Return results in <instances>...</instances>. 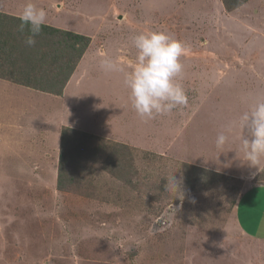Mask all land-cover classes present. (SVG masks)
I'll use <instances>...</instances> for the list:
<instances>
[{
	"label": "rangeland",
	"instance_id": "374dc122",
	"mask_svg": "<svg viewBox=\"0 0 264 264\" xmlns=\"http://www.w3.org/2000/svg\"><path fill=\"white\" fill-rule=\"evenodd\" d=\"M28 2L46 11L47 22L84 31L93 45L67 100L56 97L52 113L43 109L36 133L31 114L52 100L44 92L23 89L24 106L9 116L0 111V264H264V241L243 222L264 214V185L255 186L264 184V163L261 172L248 167L239 129L226 132L222 154L215 145L219 132L264 98V17L228 11L222 0H0V7L18 16ZM5 22L3 31L18 30ZM152 31L185 45L188 103L145 122L130 106L123 74L102 71L98 53L109 50L128 70L133 37ZM36 45L56 55L51 44ZM95 110L103 115L92 117ZM71 123L110 142H136L122 149L133 166L114 176L96 157L85 181L58 189V129ZM185 163L235 178L202 181L205 172ZM173 174L183 177L182 194L165 191Z\"/></svg>",
	"mask_w": 264,
	"mask_h": 264
},
{
	"label": "clouds",
	"instance_id": "9594fccd",
	"mask_svg": "<svg viewBox=\"0 0 264 264\" xmlns=\"http://www.w3.org/2000/svg\"><path fill=\"white\" fill-rule=\"evenodd\" d=\"M45 6L43 5L44 8ZM46 15L44 9L38 8L32 2H28L23 6L19 15L16 16L20 21L18 31L21 34H25L24 44L27 47L31 48L36 45V37L41 33L42 26L46 24ZM78 34L84 35L83 33ZM132 43L136 49V60L130 69L125 70L117 61L111 59L103 52L99 53L101 56L99 67L105 73L123 74V84L129 92L128 99L130 106L137 116L142 121L147 122L158 116L168 115L173 110L187 105L188 97L181 83L184 71L181 57L186 55L187 49L185 45L163 31L142 32L133 37ZM80 61L74 71H76ZM0 78L18 84L3 76ZM63 94L64 92L61 95ZM45 109L48 110V107ZM234 128L239 129L241 132L240 151L243 153L244 161L249 168H254L257 172H261V165L264 163V98H258L250 106L248 111L242 113L237 120L227 126L226 131H221L217 134L215 145L221 154L223 153L225 144L229 140L226 132H230ZM130 143L135 146H140L132 140H130ZM57 164L59 165V159ZM251 175L255 176L256 172H252ZM165 179L167 181L165 184L166 192L182 194L181 185L183 183V177H177L173 174Z\"/></svg>",
	"mask_w": 264,
	"mask_h": 264
},
{
	"label": "trees",
	"instance_id": "16d2710c",
	"mask_svg": "<svg viewBox=\"0 0 264 264\" xmlns=\"http://www.w3.org/2000/svg\"><path fill=\"white\" fill-rule=\"evenodd\" d=\"M246 1L222 0V3L228 11H233ZM3 20L6 21V30L7 27L10 28L13 24L20 23L18 17L0 11V77L3 76L25 87L61 95L72 72L89 47L91 38L45 24L42 26L41 33L36 37V41L40 44H51L56 55L48 56L49 53L40 45H35L33 48L27 47L24 44L25 34L21 37L20 32L18 35V30L16 32L3 31ZM49 57L53 58L52 64H48ZM113 146L116 149L111 150ZM123 148L129 149L130 147L123 142H110L90 131L63 125L60 132L58 189L77 186L83 180L85 181L90 173L88 168L96 157L97 161L103 162L100 165L102 169L121 177L122 173L127 170L129 162L133 166L130 159L128 161L125 157V161L123 160V155L125 156L122 153ZM185 165L189 169L200 168L202 172H205L201 178L199 177L202 181L215 180L218 176L223 180L235 178L217 170L203 169L188 163Z\"/></svg>",
	"mask_w": 264,
	"mask_h": 264
},
{
	"label": "crops",
	"instance_id": "0c3cea01",
	"mask_svg": "<svg viewBox=\"0 0 264 264\" xmlns=\"http://www.w3.org/2000/svg\"><path fill=\"white\" fill-rule=\"evenodd\" d=\"M0 8H3V9H0V11H2L4 13H8V14L14 15V13L10 12L11 10L7 11L8 9L7 10L4 9L5 7H0ZM241 9L245 10V14H248L249 13L248 11L251 9V11L257 12L258 15H260V18H262V17H264V0H247L242 6H240L239 8H237V9L231 11V12H236L237 13ZM16 10L17 11H21L18 8H16ZM46 24H49V25H52V26H55V27H59V28H62V29L70 30V31H73V32H78V33H83L84 32V31L82 32L81 30H76V29L73 30L71 28H68L69 26L68 27H61L62 25L58 24L57 22H49V21L47 22L46 21ZM83 34H86V33H83ZM92 45H93V42L91 43V47L84 54V56L81 59V61L85 60L87 58L89 52H91ZM93 52L95 53V51H93ZM105 53H106V51H105ZM106 54L107 55L110 54L109 50H108V52ZM98 56H100V55H98ZM108 57H111V56H108ZM81 61H80L79 65H78L76 71H74V73L71 75V77H70V79H69V81L67 83V87L65 88L66 90L64 91V94L60 95L62 97V99H64L63 102L65 100H67V93H66L67 88L71 84L72 79L74 78L75 74L79 70V68L81 66ZM120 85H121V82H120ZM23 89H27L28 90V92H27L28 94H32L33 92H35V91L37 92L38 91V90H36L34 88H29V87H25V86H22V85H18V84H15V83H13V82H11L9 80L0 78V111H3L4 114H7L9 116L10 115L8 113L9 111L7 112L8 109H10L11 107H17V104H20V105L24 106L25 105L24 103L27 100L25 99V95L26 94H23ZM40 92H43V91H40ZM60 96L56 95V94H50V93H47V92H44L43 95L41 96V98H48V99L52 98V100H53V103H52V100H50V104H48V105H51V106H47L46 105L51 110V112H49V113H52L54 111L53 107L56 108L58 101L56 102L55 98L56 97H60ZM28 105H29V103H28ZM123 106H125V105L122 102V105L119 106L118 108L123 107ZM47 107H45V108H47ZM42 108H43V106H41L39 108H36L34 113L31 114L32 118L30 119L31 122H29V123H30V125H33V129H32L33 133H36L37 130H38V127H37L36 124H37V121H39V119H40V114L44 113ZM45 108H43V109H45ZM91 114H92V112H91ZM91 114H90V116H91ZM99 114H101V112L99 110H95V112L93 113L92 117H95L96 115H99ZM102 115L103 114H101V116ZM50 122H51V119H50ZM63 125L75 126L74 123H71V124H60L59 129H58L59 136H60V132H61V127ZM123 127L127 128V126H125V125H123ZM51 130H52V132H54L53 127H52V122H51ZM91 131H92V129H91ZM118 138L122 139L123 141L127 140L128 142H130V140L127 139V138H121V137H118ZM30 151L33 153V155H34V157L36 159L40 157V155H38L36 151H34L32 149H30ZM261 185H264V184H258V185H255V186H261ZM255 186H253V187H255ZM253 187H251V188H253ZM251 188L246 189L242 193V195L240 196V198L238 200V203H237L238 204V210L241 209L239 204L240 205L244 204V202L246 200V197L251 192V190H250ZM238 222H240V221H238ZM243 222L246 223V225L244 226V229L248 232V234L249 233L252 234L250 236H252L254 238H257V240L264 241V214L261 215L258 220H253L252 217H251V213H249L248 215H246V219ZM239 224H241V223H239ZM252 228H254L256 230L253 231V230H251Z\"/></svg>",
	"mask_w": 264,
	"mask_h": 264
}]
</instances>
